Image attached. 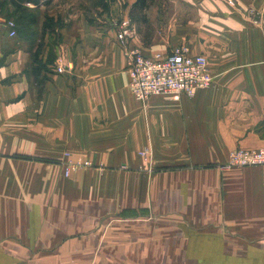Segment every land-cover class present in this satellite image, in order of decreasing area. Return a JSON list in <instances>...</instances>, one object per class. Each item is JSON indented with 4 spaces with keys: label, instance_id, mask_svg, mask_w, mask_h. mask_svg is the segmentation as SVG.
<instances>
[{
    "label": "crops",
    "instance_id": "1",
    "mask_svg": "<svg viewBox=\"0 0 264 264\" xmlns=\"http://www.w3.org/2000/svg\"><path fill=\"white\" fill-rule=\"evenodd\" d=\"M24 8L0 4V264H264V166L224 167L264 148V0H153L145 47ZM183 44L211 86L135 101L127 49ZM133 207L149 214L117 216Z\"/></svg>",
    "mask_w": 264,
    "mask_h": 264
},
{
    "label": "built area",
    "instance_id": "2",
    "mask_svg": "<svg viewBox=\"0 0 264 264\" xmlns=\"http://www.w3.org/2000/svg\"><path fill=\"white\" fill-rule=\"evenodd\" d=\"M250 14L253 13L250 12ZM5 25L9 30V37H14L15 22L6 20ZM115 29L117 42L126 46L131 31L129 22L123 20ZM60 51L61 54L56 59L54 69L58 74H65L68 67L62 47ZM127 58L129 90L134 100L141 104L152 96H164L174 101H178L182 96L191 98L196 91L209 88L213 81L206 58L192 54L187 44L173 48L168 54L156 53L151 57L144 56L135 47L128 48ZM78 165L80 164H76ZM261 165H264V148L236 149L229 153L224 167ZM68 173L69 169L65 168L64 174L68 175Z\"/></svg>",
    "mask_w": 264,
    "mask_h": 264
},
{
    "label": "rangeland",
    "instance_id": "3",
    "mask_svg": "<svg viewBox=\"0 0 264 264\" xmlns=\"http://www.w3.org/2000/svg\"><path fill=\"white\" fill-rule=\"evenodd\" d=\"M2 1H4V3L7 4L5 0H2ZM2 1H0V4L2 3ZM46 2H48V4L43 5V6L41 5V7L43 8H41L40 9L41 11H39L40 13H43L46 17H48L49 15H53L54 17H56V15H59V16L62 15L61 16L62 22L65 20L64 17H66L67 19H70L71 21L70 24H73L76 21H80V23L85 22V23L95 25V26L100 25L103 31L106 30V31L114 32V34H116V29H115L116 26L120 22L125 20L121 18L122 12L126 9L128 5H130L129 11H128V17L130 18L129 20H131L134 26L133 28H130V25H129V29L131 31H130L128 44L130 41L136 40L135 44L136 43L137 45L141 44L145 47V11L143 10L140 11L137 9V7L135 6V0H46ZM154 6H156V3L152 7ZM153 16L155 17V12H153V14L150 15L149 17L153 18ZM70 27H73V26H70ZM53 38H54V41H51L53 46L54 47L58 46V51L56 53L57 55L56 59H57V57L61 54L60 49L61 47H63V45L59 44L60 41L57 40V35H54ZM39 40L42 41V38H40ZM137 45H134V46L135 48L138 49L139 47H137ZM85 163H88V165H85ZM76 164H80V163L67 164L65 168L69 169V173L68 175L64 174L65 177L69 176L70 172L74 169L76 171L80 169H92V165L89 162L81 163L80 164L81 166L80 165L76 166ZM261 166H264V165H261ZM235 168H245V167H235ZM148 214H149V209L148 208L145 209L144 207H133V208H124V209L122 208L118 210L117 212V216L119 218H124V219L125 218L126 219H145V215H148ZM126 259H127L126 256H119L118 264H125Z\"/></svg>",
    "mask_w": 264,
    "mask_h": 264
},
{
    "label": "trees",
    "instance_id": "4",
    "mask_svg": "<svg viewBox=\"0 0 264 264\" xmlns=\"http://www.w3.org/2000/svg\"><path fill=\"white\" fill-rule=\"evenodd\" d=\"M152 1L153 0H135V6L137 7L138 10L145 11V8L148 7V5L151 4ZM5 2L9 4L12 8L20 11H25L26 9L24 8V5H28V4H33L35 6L48 4L46 0H5ZM27 20H30V16L27 17ZM13 21L15 22L16 33H17V23L15 20ZM26 28L27 27H25L24 29Z\"/></svg>",
    "mask_w": 264,
    "mask_h": 264
}]
</instances>
